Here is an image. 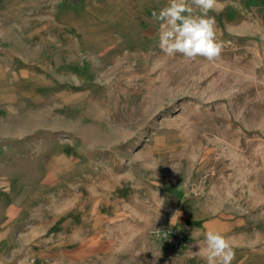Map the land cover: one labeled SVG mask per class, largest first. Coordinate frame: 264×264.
Wrapping results in <instances>:
<instances>
[{
    "label": "rangeland",
    "instance_id": "obj_1",
    "mask_svg": "<svg viewBox=\"0 0 264 264\" xmlns=\"http://www.w3.org/2000/svg\"><path fill=\"white\" fill-rule=\"evenodd\" d=\"M217 2L209 62L161 50L170 0H2L0 264H264V0Z\"/></svg>",
    "mask_w": 264,
    "mask_h": 264
},
{
    "label": "clouds",
    "instance_id": "obj_2",
    "mask_svg": "<svg viewBox=\"0 0 264 264\" xmlns=\"http://www.w3.org/2000/svg\"><path fill=\"white\" fill-rule=\"evenodd\" d=\"M191 5L202 14L195 15ZM191 5L188 0H170L159 15L152 13L154 19L161 21L160 48L168 56L179 53L188 60L203 57L215 62L221 55L222 45L216 40L215 18L208 13L219 12L220 6L217 0H191ZM197 246L206 264H232L235 259L231 239L218 231H206Z\"/></svg>",
    "mask_w": 264,
    "mask_h": 264
},
{
    "label": "built area",
    "instance_id": "obj_3",
    "mask_svg": "<svg viewBox=\"0 0 264 264\" xmlns=\"http://www.w3.org/2000/svg\"><path fill=\"white\" fill-rule=\"evenodd\" d=\"M162 231L171 239L172 244L176 247L182 246L185 244L186 239L178 230L167 229L162 227ZM26 264H55L50 258H39L37 256H31L28 258Z\"/></svg>",
    "mask_w": 264,
    "mask_h": 264
},
{
    "label": "crops",
    "instance_id": "obj_4",
    "mask_svg": "<svg viewBox=\"0 0 264 264\" xmlns=\"http://www.w3.org/2000/svg\"><path fill=\"white\" fill-rule=\"evenodd\" d=\"M38 257V256H37ZM39 258H41V257H39ZM27 260H28V258H27ZM27 260L24 262V264H26L27 263Z\"/></svg>",
    "mask_w": 264,
    "mask_h": 264
},
{
    "label": "trees",
    "instance_id": "obj_5",
    "mask_svg": "<svg viewBox=\"0 0 264 264\" xmlns=\"http://www.w3.org/2000/svg\"><path fill=\"white\" fill-rule=\"evenodd\" d=\"M2 3V0H0V4Z\"/></svg>",
    "mask_w": 264,
    "mask_h": 264
}]
</instances>
